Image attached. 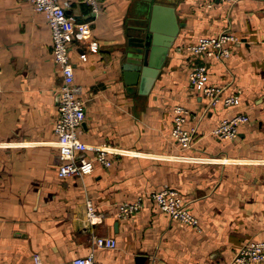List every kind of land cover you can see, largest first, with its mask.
Returning a JSON list of instances; mask_svg holds the SVG:
<instances>
[{"label": "crops", "instance_id": "obj_1", "mask_svg": "<svg viewBox=\"0 0 264 264\" xmlns=\"http://www.w3.org/2000/svg\"><path fill=\"white\" fill-rule=\"evenodd\" d=\"M58 2L90 21L99 43L90 52L73 42L70 55L83 87L80 139L107 145L112 165L58 177L54 123L63 79L51 31L27 0H0V264H72L90 253L95 264H235L242 245L264 241V0H159L182 26L147 94L129 86L118 63L141 2L99 0L95 18L85 0ZM225 29L238 39L225 61L183 51ZM198 62L207 64L210 84L240 94L239 105L207 109L188 80ZM178 105L189 112L186 127H197L189 150L171 135ZM237 114L249 121L236 139L211 133ZM163 187L180 193L199 229L180 227L157 208L149 193ZM138 197L142 208L119 217L118 206ZM96 237L113 238L116 247L98 248Z\"/></svg>", "mask_w": 264, "mask_h": 264}, {"label": "built area", "instance_id": "obj_2", "mask_svg": "<svg viewBox=\"0 0 264 264\" xmlns=\"http://www.w3.org/2000/svg\"><path fill=\"white\" fill-rule=\"evenodd\" d=\"M34 11L41 13L50 28L52 38V55L54 62L62 73V84L58 91V105L54 134L58 149L59 178L71 176H84L94 170L96 164L104 167L112 165L111 150L105 144H87L80 139L81 125L85 119L84 101L81 98L83 87L75 81L74 66L71 60V45L73 42L82 44L85 50L96 52L99 43L92 38L90 21H79L67 14L66 9L58 0H27ZM226 1V0H221ZM89 5L90 13L95 18L100 13L98 0H85ZM238 41L236 35L228 29L215 36L200 37L195 43L187 45L183 51L200 57L216 61H225L231 55L232 44ZM86 57V52L80 54ZM208 66L206 63L194 64L189 72V82L200 90L208 100L207 109L217 104L224 107L240 104V94H226V87L212 85L208 82ZM206 109V110H207ZM189 114L182 106L173 109V127L171 135L173 140L184 150L193 148L198 132L197 127L187 128L186 121ZM249 121L245 114H237L230 118H223L211 131L222 140H234L238 137L239 127ZM150 198L159 210L169 215L180 227H199L198 218L189 210L180 193L172 188L163 187L151 191ZM142 197L135 202L122 203L118 206V216L128 218L142 208ZM87 218L93 220L97 217L94 205L86 202ZM95 245L98 248L116 247L113 238L96 237ZM235 264H260L264 262V241L249 242L242 245L233 256ZM72 264H95L94 254L75 257ZM162 264V263H158Z\"/></svg>", "mask_w": 264, "mask_h": 264}, {"label": "water", "instance_id": "obj_3", "mask_svg": "<svg viewBox=\"0 0 264 264\" xmlns=\"http://www.w3.org/2000/svg\"><path fill=\"white\" fill-rule=\"evenodd\" d=\"M138 1L141 4L137 10V24L126 44L118 49V63L129 86L134 84L140 94H147L182 24L177 22L173 7L159 0Z\"/></svg>", "mask_w": 264, "mask_h": 264}, {"label": "rangeland", "instance_id": "obj_4", "mask_svg": "<svg viewBox=\"0 0 264 264\" xmlns=\"http://www.w3.org/2000/svg\"><path fill=\"white\" fill-rule=\"evenodd\" d=\"M99 1V0H98ZM100 4V3H99ZM187 205V204H186ZM188 207V206H187ZM158 208V207H157ZM135 214V213H134ZM192 227V226H191ZM195 229H199V227L197 228V227H194Z\"/></svg>", "mask_w": 264, "mask_h": 264}]
</instances>
